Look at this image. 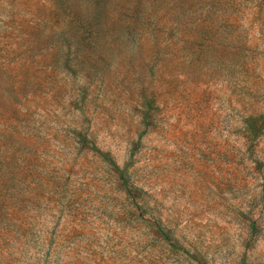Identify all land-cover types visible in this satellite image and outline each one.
<instances>
[{"label": "rangeland", "instance_id": "rangeland-1", "mask_svg": "<svg viewBox=\"0 0 264 264\" xmlns=\"http://www.w3.org/2000/svg\"><path fill=\"white\" fill-rule=\"evenodd\" d=\"M0 264H264V0H0Z\"/></svg>", "mask_w": 264, "mask_h": 264}]
</instances>
